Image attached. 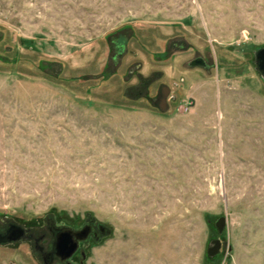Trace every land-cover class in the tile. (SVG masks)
<instances>
[{
    "label": "rangeland",
    "instance_id": "1",
    "mask_svg": "<svg viewBox=\"0 0 264 264\" xmlns=\"http://www.w3.org/2000/svg\"><path fill=\"white\" fill-rule=\"evenodd\" d=\"M261 47L264 0H0V231L92 217L85 264H264ZM0 264L43 263L23 237Z\"/></svg>",
    "mask_w": 264,
    "mask_h": 264
},
{
    "label": "flooded vegetation",
    "instance_id": "2",
    "mask_svg": "<svg viewBox=\"0 0 264 264\" xmlns=\"http://www.w3.org/2000/svg\"><path fill=\"white\" fill-rule=\"evenodd\" d=\"M257 52V50H256ZM256 52H255V58H256ZM200 63H202L201 59H197ZM256 65L259 70V72L264 77V65L260 66V60L256 58ZM46 230L39 233L38 235L28 234V229L26 226L16 223H8L2 231H0V243H10L14 241H18L20 239L29 238V241L33 243V248L38 254L40 255V259L43 264H52V262L55 260L58 264H85L84 260L86 257V247L90 243V241H99L103 236H105L107 233H105L104 225L97 223L93 220L92 217H89L87 221L83 222L82 224L78 226H71L66 224H57L54 223L52 219L46 220ZM18 226L21 228L22 233L18 238L15 239H7L6 237L10 234L12 228L11 226ZM62 227H69L71 229H85L84 234H81V239H78L77 246L74 249V251L65 259L60 258L58 256V249L56 248L54 242L56 241V238L60 231L62 230ZM49 233L51 236L49 247L44 246L42 243L44 242V239L46 238V235Z\"/></svg>",
    "mask_w": 264,
    "mask_h": 264
},
{
    "label": "water",
    "instance_id": "3",
    "mask_svg": "<svg viewBox=\"0 0 264 264\" xmlns=\"http://www.w3.org/2000/svg\"><path fill=\"white\" fill-rule=\"evenodd\" d=\"M256 58L258 60H260V66L264 65V47H261L259 49H257L256 52ZM195 62H199L198 60L193 61V63ZM200 63V62H199ZM166 91H163L161 94V98L159 99L158 103H156V106L160 109V110H164L167 107V103H166ZM215 225L218 229V232L222 231V227L224 225V217L220 216L215 220ZM104 230L105 233H108L109 230L106 226H104ZM12 230L10 232V234L6 237L7 239H15L18 238L21 233L22 230L20 227L18 226H11ZM62 230L60 231V233L58 234L56 241L54 242L56 248L58 249V256L60 258L65 259L66 257H68L76 248L77 246V241L78 239H81V234L85 232L84 227L80 228V229H71L69 227H62ZM217 243V241H216ZM217 246V244H216Z\"/></svg>",
    "mask_w": 264,
    "mask_h": 264
}]
</instances>
